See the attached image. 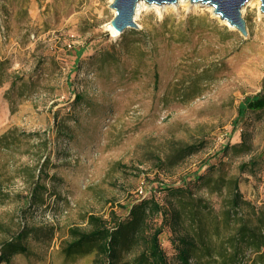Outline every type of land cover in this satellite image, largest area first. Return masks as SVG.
I'll return each instance as SVG.
<instances>
[{
	"label": "rangeland",
	"instance_id": "rangeland-1",
	"mask_svg": "<svg viewBox=\"0 0 264 264\" xmlns=\"http://www.w3.org/2000/svg\"><path fill=\"white\" fill-rule=\"evenodd\" d=\"M110 4L0 0V136L46 139L45 174L55 178L44 180V206L28 208L26 183L0 165V245L21 232L27 250L9 264H95L93 254L61 255L68 231H87L89 216L124 218L134 198L156 194L161 202L160 185H178L208 165L217 168L209 179H238L243 200L264 211V166L254 176L240 174L238 166L250 157L221 152L241 136L253 155L264 148V111L237 119L239 104L264 87L260 7L241 13L245 38L199 6L146 11L137 29L113 38ZM38 139L21 143L28 153L17 157L20 163L31 162ZM173 145L202 147L161 171L158 158ZM202 188L195 190L211 209L205 225L216 248L229 234L221 214L228 190L217 195ZM171 237L166 227L161 248L169 264H178ZM252 258L245 253L243 264ZM202 264L217 258L203 257Z\"/></svg>",
	"mask_w": 264,
	"mask_h": 264
},
{
	"label": "trees",
	"instance_id": "trees-1",
	"mask_svg": "<svg viewBox=\"0 0 264 264\" xmlns=\"http://www.w3.org/2000/svg\"><path fill=\"white\" fill-rule=\"evenodd\" d=\"M83 52L79 50L76 53V60L80 59ZM79 99L76 96V103ZM263 111L264 87L258 94L239 104L237 119ZM38 138V135L26 134L0 136V165L4 168L5 165L10 166L9 173L23 179L28 189L26 203L28 208L34 209L45 204L47 188L44 180H55L45 174L50 165L48 142ZM34 139L38 141L31 145L34 148L31 162L20 163L17 157L28 153V149L21 151V143ZM201 147L173 145L168 156L163 160L158 158L157 165L161 171L168 170ZM221 152L223 157L230 154L250 157L247 163L238 166L240 174L254 176L256 170L264 166V148L259 155H253L252 146L246 143L243 136L239 144H226ZM218 164L224 165L221 159ZM210 172H217L216 166L208 165L202 175H185L178 185H160L159 193L163 194L161 202L156 200V194L134 198L124 218L116 217L114 213L110 214V220L87 217L89 229L68 231L71 240L64 242L61 255L69 258L93 254L95 264H169L160 242L164 229L168 227L172 234L170 244L178 264H202L203 257H216L217 264H243L245 253L248 252L253 255L251 264H264V211L243 200L238 179L225 180L220 175L209 179ZM202 187L207 189V193L217 195H221L225 188L228 190V201L221 214L222 223L227 226L229 234L222 238L216 248L212 246L210 238L208 240L209 233L205 225V214L211 209L195 190ZM22 237L20 232L11 241L0 245V264H9L14 255L27 254L21 243Z\"/></svg>",
	"mask_w": 264,
	"mask_h": 264
},
{
	"label": "water",
	"instance_id": "water-1",
	"mask_svg": "<svg viewBox=\"0 0 264 264\" xmlns=\"http://www.w3.org/2000/svg\"><path fill=\"white\" fill-rule=\"evenodd\" d=\"M148 5H172L180 0H112L109 8L114 12V18L110 26L118 36L127 29H137L138 26L133 20L136 5L140 2ZM193 6L200 5L213 8V14L222 21H226L230 27L235 28L244 38L247 36L246 22L241 16V10L250 0H187ZM260 1V12L264 14V0Z\"/></svg>",
	"mask_w": 264,
	"mask_h": 264
},
{
	"label": "bare ground",
	"instance_id": "bare-ground-1",
	"mask_svg": "<svg viewBox=\"0 0 264 264\" xmlns=\"http://www.w3.org/2000/svg\"><path fill=\"white\" fill-rule=\"evenodd\" d=\"M254 5H257V7L259 8L260 7V1L259 0H250L245 5V7H243V9L241 10V13L245 10V8L252 7ZM182 6L191 7V8L192 7H198V6L201 7L200 5H194L193 6L187 0H180V1H178L175 4H172V5H165V4H163V5H159V7L157 5H155V4L148 5L146 2L140 1L136 5L135 14H134L133 20L135 22L137 20V17L141 16L144 12L149 11V10L150 11L157 12L158 14H162V13L166 12L169 9H177L179 7H182ZM202 7L205 8V9H207L215 18H217L220 21H222L218 16H215L213 14V8L212 7H209V6H202ZM222 22H223V24H225L226 26H228L230 29L236 30L235 28L230 27L226 21H222ZM108 31H109L111 37H113V38L118 37V34L115 32V30L111 26L108 27Z\"/></svg>",
	"mask_w": 264,
	"mask_h": 264
},
{
	"label": "built area",
	"instance_id": "built-area-1",
	"mask_svg": "<svg viewBox=\"0 0 264 264\" xmlns=\"http://www.w3.org/2000/svg\"><path fill=\"white\" fill-rule=\"evenodd\" d=\"M1 24V23H0ZM68 48H70V45H67Z\"/></svg>",
	"mask_w": 264,
	"mask_h": 264
}]
</instances>
